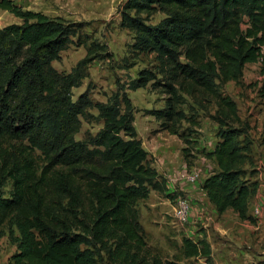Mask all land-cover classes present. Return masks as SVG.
Instances as JSON below:
<instances>
[{
    "label": "trees",
    "instance_id": "trees-1",
    "mask_svg": "<svg viewBox=\"0 0 264 264\" xmlns=\"http://www.w3.org/2000/svg\"><path fill=\"white\" fill-rule=\"evenodd\" d=\"M0 9L21 19L0 27V234L6 226L16 243L13 264H98L103 254L115 264L148 263L136 203L167 186L137 136L127 93L148 82L167 95L153 114L169 121L186 117L178 107L185 94L202 109L214 103L218 141L208 154L217 167L201 187L217 212L232 208L253 220L247 209L256 182L242 178L247 144L238 139L249 124L224 86L241 82L247 62L260 61L264 98V0H125L120 25L134 31L136 49L155 53L156 64L137 70L105 101L94 100L89 87L73 98L92 61L108 55L101 42H87L82 21L13 0H0ZM151 10L164 16L146 22L139 13ZM73 43L84 45L85 54L69 71H57L52 62ZM81 117L102 126L78 139ZM4 178L9 195L2 193ZM181 251L212 264L204 236H184ZM151 264L162 262L154 256Z\"/></svg>",
    "mask_w": 264,
    "mask_h": 264
},
{
    "label": "rangeland",
    "instance_id": "rangeland-1",
    "mask_svg": "<svg viewBox=\"0 0 264 264\" xmlns=\"http://www.w3.org/2000/svg\"><path fill=\"white\" fill-rule=\"evenodd\" d=\"M124 1L22 0L25 6L46 11L49 15H59L68 20L82 21L84 23L83 31L88 36L87 42L97 40L105 45V51L108 55L92 61L89 65V75L83 79L80 86L72 88L74 99L80 92L89 87L91 97L94 100L105 101L106 96L115 91L119 84L125 85L131 78L135 77L137 70L153 68L156 64L155 53L150 50L136 49L133 45L134 31L120 25L119 8ZM139 14L146 16V22L149 23H155L164 16L163 12L157 10L141 11ZM16 20L19 19L10 12L3 11L0 14V26L13 23ZM85 52L84 45L70 44L67 49L61 51L60 58L54 60L52 64L57 71L67 72ZM245 72L241 82L230 81L228 84L226 83L224 91L236 101L240 118L249 124L248 116L259 111L254 110V107L250 109L251 100H256L259 104L264 102V98L259 92L263 75L260 73V65L254 63H251L250 67L246 66ZM127 93L134 106L133 124L142 145L143 142L146 145L147 139L159 133L163 134L162 137L172 138L168 142L177 143V158L183 157L184 167L180 169V172L183 169H195L199 175L197 180H186L185 182L194 183L200 180L201 184L203 178L217 167L212 166L213 163H216L214 157L208 154L218 141L216 134L218 125L211 117L215 110L214 103L209 102L207 108L202 109L199 103L185 94V101L178 107L183 108L186 117L169 121L153 114V110L165 106L167 95L160 86L148 82L144 87L127 89ZM89 110L93 113L97 112L94 108ZM190 116H194L197 123L192 124ZM81 120L80 130L75 134L78 139L83 137L86 130L95 133L102 126L101 121L87 122L82 117ZM234 123L236 124V122ZM256 123L254 122L252 127L249 124L248 130L238 136L242 145L246 146L247 144L246 150H244L247 159L244 162L245 171L242 175L247 183H252L255 176H258L257 169L252 167L255 165L252 157L255 156L256 160H260V156L264 154V134L259 132ZM165 125L177 128L179 135L171 133L164 127ZM257 156H259L258 159ZM148 159L150 162L154 157L149 158L148 156ZM261 169L264 168L261 167ZM10 192L11 181L9 178H4L2 193L9 195ZM151 192L147 198L140 199L136 203L139 209V220L145 230L146 246L143 253L146 255L147 264H151L154 256H157L162 264H166L167 261L176 262V264H210L209 261L200 256L185 257L182 255L181 244L184 236L197 240L202 236L205 237L207 229L212 228L211 225L204 227L205 222L197 221L194 217L193 219L190 218V214L186 221H179L175 218L173 215L175 198L177 195L185 196L186 194L178 187L175 189L167 187L165 192L156 190H151ZM169 194H175V196L170 197ZM4 227L6 232V226ZM202 231L204 232L203 235H201ZM257 231H261V235L249 243L237 244L228 241L227 250L224 251V254L221 253V256L218 255V251L214 252L215 256L212 255L213 248H211L212 264H264V225ZM210 240L213 244H216L217 241L220 242L215 232L211 233ZM209 244L211 247V242ZM98 264L115 263L103 254L98 257Z\"/></svg>",
    "mask_w": 264,
    "mask_h": 264
},
{
    "label": "crops",
    "instance_id": "crops-1",
    "mask_svg": "<svg viewBox=\"0 0 264 264\" xmlns=\"http://www.w3.org/2000/svg\"><path fill=\"white\" fill-rule=\"evenodd\" d=\"M13 1L22 5L25 9L39 10L31 8V6H25L22 0ZM3 11L7 10L0 9V14ZM42 12L48 14L46 11ZM17 19L19 20H16L15 22H20V18L17 17ZM262 54H264V45L262 47ZM251 63L261 65L260 61L247 62L243 69L244 74L246 73V66L250 67ZM250 103L252 105V107L250 105V109L254 107V110L259 111L254 115L248 116L247 120L249 121V124H251V127L254 122H259L256 123V126H258L259 132L264 134V102L259 104L256 100H251ZM162 136L163 134L159 133L158 135L147 139L146 145L145 142H143V147L148 151L149 158L151 156L154 157V159L150 161V164L165 178L167 187L172 189L178 187L186 194L185 196L189 198L191 203L190 218L193 219L194 217L197 221L205 222L203 224L204 227L211 225L213 230L212 228L207 229V235L205 237L211 242V248H213L212 255L215 256V251H218V255L220 256L221 253L224 254V251L227 250L226 245L228 244V241H233L237 244L242 242L249 243L259 237L261 231L258 232L257 230H260L262 225H264V169H261V167L264 168V154L260 156V160H256L255 156H253L254 158L252 157V160L255 161V165L252 167L257 169L256 173L258 176H255L253 179V181L256 182L255 189L248 198L247 212L253 217V220L251 221L249 219L240 218L238 213L232 208H227L221 213L217 212L214 204L208 199L206 191L201 187L200 180L194 183H189L185 182L186 180L180 179L178 175L180 169L184 167L183 157L180 159L177 158V143H170L168 141L172 138ZM258 158L259 156H257V159ZM212 166L216 167L217 165L213 163ZM256 206L259 207L258 213H254L253 211V208ZM193 214L194 216H191ZM5 230L6 232L4 231V233L0 234V264H13L11 257L16 251V243L10 241L7 229ZM213 232H215V235L220 240V242L217 241L216 244H213L210 240L211 233ZM203 234L204 232L202 231L201 235ZM225 253L231 254L229 252ZM246 254L248 255V253Z\"/></svg>",
    "mask_w": 264,
    "mask_h": 264
},
{
    "label": "built area",
    "instance_id": "built-area-1",
    "mask_svg": "<svg viewBox=\"0 0 264 264\" xmlns=\"http://www.w3.org/2000/svg\"><path fill=\"white\" fill-rule=\"evenodd\" d=\"M180 179L194 181L197 180L199 175L195 169H183L178 175ZM191 210V203L188 197L183 195H178L175 198V203L173 205V215L179 221H186L189 217ZM254 213L259 212V207L256 206L253 208Z\"/></svg>",
    "mask_w": 264,
    "mask_h": 264
}]
</instances>
